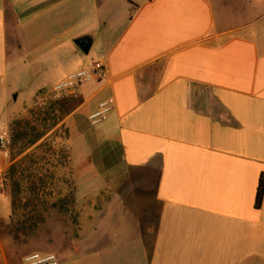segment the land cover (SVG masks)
<instances>
[{"label":"crops","instance_id":"0c3cea01","mask_svg":"<svg viewBox=\"0 0 264 264\" xmlns=\"http://www.w3.org/2000/svg\"><path fill=\"white\" fill-rule=\"evenodd\" d=\"M93 62L68 144L113 99L91 137L127 177L87 195L86 264H264V0H0V134Z\"/></svg>","mask_w":264,"mask_h":264},{"label":"trees","instance_id":"16d2710c","mask_svg":"<svg viewBox=\"0 0 264 264\" xmlns=\"http://www.w3.org/2000/svg\"><path fill=\"white\" fill-rule=\"evenodd\" d=\"M34 108L9 124L11 165L4 175L11 216L0 219V237L27 244L46 220L49 209L68 213L75 204V168L65 119L69 99L56 100L42 91ZM264 200V173L260 176L255 208Z\"/></svg>","mask_w":264,"mask_h":264},{"label":"rangeland","instance_id":"374dc122","mask_svg":"<svg viewBox=\"0 0 264 264\" xmlns=\"http://www.w3.org/2000/svg\"><path fill=\"white\" fill-rule=\"evenodd\" d=\"M234 5L237 7L238 3L234 2ZM95 53L96 48L87 56L88 60L94 59ZM32 75L34 74L32 73ZM32 80V84L33 82L40 81V79L36 78ZM48 92H51V90H48ZM34 104L32 102L22 115L34 108ZM89 125L85 123L77 124L74 121L68 123V126L71 128L72 164L73 168H75L74 206L68 213H61L57 209H49L44 224L32 235L27 244L18 245L10 238H2L3 249L1 252L4 254L8 264H22L23 258L31 253H53L58 256L61 263L65 258H68L70 252L74 253L73 264H86L88 262L86 261V255L83 253L89 240L86 237L87 231H89V223L87 222L89 210L87 195L93 189H98L102 186L124 185L126 184L125 179L127 177L120 178L118 175L108 174L109 168L112 165H116L113 168L114 171L118 167L117 155L108 156V151L104 147L100 152L94 150L97 143L91 137L93 136L91 131L100 126L92 127ZM6 129L9 131V126ZM2 157L7 161L9 168L11 165V146L9 156ZM6 172L0 175V217L8 215L11 209V203L3 195V193L7 195L5 190L8 186H6L7 183L3 178ZM103 229L104 224L100 221L98 230ZM0 264H3L2 261H0Z\"/></svg>","mask_w":264,"mask_h":264},{"label":"built area","instance_id":"2783aa9c","mask_svg":"<svg viewBox=\"0 0 264 264\" xmlns=\"http://www.w3.org/2000/svg\"><path fill=\"white\" fill-rule=\"evenodd\" d=\"M105 72L102 62H93L91 65L81 68L77 72L56 85L51 93L57 100L75 97L78 88L84 84L100 78ZM115 108V101L109 99L99 105L97 110L89 116V123L92 127L100 126ZM11 146L10 134L7 129L0 134V154L4 157L9 156ZM59 258L53 253H31L23 258L22 264H59Z\"/></svg>","mask_w":264,"mask_h":264},{"label":"water","instance_id":"95a60500","mask_svg":"<svg viewBox=\"0 0 264 264\" xmlns=\"http://www.w3.org/2000/svg\"><path fill=\"white\" fill-rule=\"evenodd\" d=\"M75 44L77 48L86 55L90 53L93 46L92 40L88 37L78 39Z\"/></svg>","mask_w":264,"mask_h":264}]
</instances>
